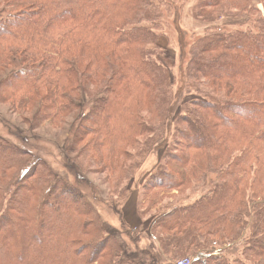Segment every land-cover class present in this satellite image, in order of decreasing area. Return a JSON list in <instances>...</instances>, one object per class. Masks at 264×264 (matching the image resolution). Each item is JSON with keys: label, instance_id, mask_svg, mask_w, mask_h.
Instances as JSON below:
<instances>
[{"label": "trees", "instance_id": "trees-1", "mask_svg": "<svg viewBox=\"0 0 264 264\" xmlns=\"http://www.w3.org/2000/svg\"><path fill=\"white\" fill-rule=\"evenodd\" d=\"M168 10L167 0H0V74L11 70L0 104L28 107L38 124L75 113L69 152L108 173L111 206L166 132L172 83L157 59ZM194 14L250 18L253 30L192 43V95L138 197L140 214L158 210V253L140 237L121 244L75 185L0 137V264H162L159 254L264 264V0H202Z\"/></svg>", "mask_w": 264, "mask_h": 264}, {"label": "rangeland", "instance_id": "rangeland-1", "mask_svg": "<svg viewBox=\"0 0 264 264\" xmlns=\"http://www.w3.org/2000/svg\"><path fill=\"white\" fill-rule=\"evenodd\" d=\"M167 1L171 3L172 11H166L160 21L158 46L161 53L157 59L167 68L172 83V99L165 121L166 132L154 143L141 169L128 184L129 192L125 200H118L114 206L109 205L107 193L112 179L108 177V173L95 161L69 152L68 142L78 121L75 113L61 119L58 124L52 122L38 124L33 122L35 111L28 107L19 109L10 104H0V137L28 150L34 158H41L55 173L75 185L95 205L103 218L106 230L113 233L121 244L127 243L128 236L132 239L140 237L143 241L140 245L146 243L147 248L157 253L159 245L152 239L150 228L158 210L153 209L140 214L138 197L149 174L161 163L165 149L175 139L173 120L182 104L186 102L185 99L192 95L187 87V64L192 43L195 39L209 34L208 30L211 32L253 30V21L250 18H221L213 23L201 21L194 12L202 0ZM10 72L11 70L7 69L0 74V79ZM182 193L181 190L161 193L160 197H163V200L160 201L159 207L175 201ZM159 255L164 261L162 264H168L166 258Z\"/></svg>", "mask_w": 264, "mask_h": 264}, {"label": "built area", "instance_id": "built-area-1", "mask_svg": "<svg viewBox=\"0 0 264 264\" xmlns=\"http://www.w3.org/2000/svg\"><path fill=\"white\" fill-rule=\"evenodd\" d=\"M192 260L191 259H182L177 262V264H191Z\"/></svg>", "mask_w": 264, "mask_h": 264}]
</instances>
